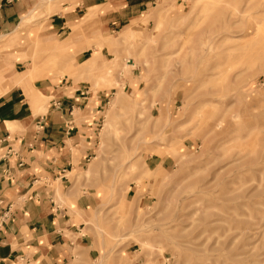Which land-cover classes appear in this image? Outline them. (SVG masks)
Listing matches in <instances>:
<instances>
[{"label": "rangeland", "instance_id": "rangeland-1", "mask_svg": "<svg viewBox=\"0 0 264 264\" xmlns=\"http://www.w3.org/2000/svg\"><path fill=\"white\" fill-rule=\"evenodd\" d=\"M199 1L100 34L92 67L33 62L26 81L57 70L98 98L64 264H264V0Z\"/></svg>", "mask_w": 264, "mask_h": 264}, {"label": "crops", "instance_id": "crops-1", "mask_svg": "<svg viewBox=\"0 0 264 264\" xmlns=\"http://www.w3.org/2000/svg\"><path fill=\"white\" fill-rule=\"evenodd\" d=\"M49 1L0 0V264H64L78 238L75 209L85 207L68 175L91 150L98 98L57 70L26 81L33 62L41 67L50 51L78 68L93 57L94 38L135 28L158 2L55 0L49 15ZM30 90L48 100L44 110Z\"/></svg>", "mask_w": 264, "mask_h": 264}, {"label": "bare ground", "instance_id": "bare-ground-1", "mask_svg": "<svg viewBox=\"0 0 264 264\" xmlns=\"http://www.w3.org/2000/svg\"><path fill=\"white\" fill-rule=\"evenodd\" d=\"M201 1H199L198 0V3H200ZM208 2V1H207ZM192 11V10H191ZM190 13V12H189ZM193 13V12H192ZM198 13V12H197ZM188 15V14H187ZM192 15V14H191ZM194 15V14H193ZM182 17V16H181ZM186 19V18H185ZM182 20V19H181ZM180 20V21H181ZM184 20V19H183ZM187 20V19H186ZM179 21V20H178ZM179 21V22H180ZM176 22V21H175ZM138 25V24H137ZM179 25V24H178ZM181 25V24H180ZM174 30V29H173ZM183 30V29H182ZM181 29L179 30V31H182ZM178 31V32H179ZM129 32V29L126 31H123V34H127ZM180 33V32H179ZM174 35V34H173ZM102 46V45H101ZM102 48V47H101ZM100 55H102V54H100V53H98L93 59H92V61L89 63V64H87V63H85V65H84V68H88V67H92L93 65V63H95V61L97 62V58H99L100 57ZM92 65V66H91ZM94 68V67H93ZM27 79H28V77H27ZM26 79V80H27ZM31 100H32V103H33V105H37V102L39 101V99L36 97V96H31ZM31 102V101H30Z\"/></svg>", "mask_w": 264, "mask_h": 264}]
</instances>
